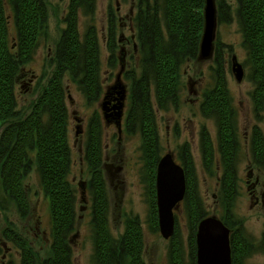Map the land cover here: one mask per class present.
I'll use <instances>...</instances> for the list:
<instances>
[{"label":"rangeland","instance_id":"1","mask_svg":"<svg viewBox=\"0 0 264 264\" xmlns=\"http://www.w3.org/2000/svg\"><path fill=\"white\" fill-rule=\"evenodd\" d=\"M49 11L48 23L42 30L37 45L28 60H22L15 90L19 117L28 115L38 96L56 69L54 56L57 44L66 27L65 14L71 0H45ZM218 0H214L216 13ZM231 4L230 15L219 20L216 14V26L211 53L208 56L199 54L193 59H186L180 66L181 79L184 85L179 91L178 103L169 102L167 107L160 108L156 102L155 91L152 87L153 111L158 135L157 154L170 151L175 160L184 166L187 153L192 157L193 187L198 207L207 216L216 215L221 218L227 213L233 220V228L239 229L248 240L249 251L243 256V264H264V204H255L247 184L250 172L252 181L260 179L261 186L256 192H264V162L254 163V152L250 148V137L258 127L264 136V101L257 107L254 91L257 88L250 51L245 44L242 25L239 22L236 0H224ZM78 13V30L84 42L87 29H96L99 53V83L101 91L98 99L91 100L85 95L78 79L69 74L64 77L66 106L68 107V128L72 152V163L68 180L76 192V228L70 234L69 246L74 264H97L95 229L93 218V193L88 188L91 172L84 159L85 146L88 140V129L94 115L100 116L102 137V169L106 180V191L109 202V223L111 233L120 237L128 220L140 223L144 236V264H174L171 249L172 240H166L159 229V221L153 218L150 158L144 144L141 119L129 124L131 109V82L125 73L140 61L139 40L134 16L137 12V0H95L93 9L81 5ZM9 23V44L15 51L17 33L15 11L9 5L6 9ZM118 20L116 29L117 50L116 65L111 66L109 57L110 27ZM217 42L220 51H216ZM220 58H219V56ZM244 67V78L239 81L233 72V58ZM221 60V62H220ZM222 70V78L228 91L231 110V120L235 133V170L237 174V192L232 203L226 202L223 186L221 185L224 171L223 153L219 141V121L215 114H205L201 111V103L206 92L210 91L217 82L216 70ZM120 74L121 85L127 89L129 99L124 108L121 130L114 121L107 122L102 113L104 93L116 84ZM264 75V72H263ZM121 89L117 88V91ZM116 110L113 112V117ZM78 117V118H77ZM141 117V116H140ZM111 116L109 117V119ZM8 124L3 121L2 129ZM79 130V133L77 134ZM204 131L213 143V159L210 166L206 165L203 143ZM82 132V133H81ZM248 138V142L246 141ZM253 144V143H252ZM253 160V161H252ZM34 162V161H33ZM108 166V167H106ZM260 168V169H259ZM86 182L87 201L84 199L81 182ZM188 181V178H187ZM28 194L31 214L23 219L17 213L15 206L8 203L5 209L0 207V264H7L9 259L19 262L20 251L15 244L6 239L4 230L11 227L27 241L36 253L37 263L42 264L50 245L51 215L49 198L46 196L41 183V175L34 162L32 171L24 180ZM178 233L176 242L181 244L183 264H194L196 256L192 255V219L190 217L189 198L186 195L175 210ZM158 217V215H157ZM176 228V227H175ZM197 244V242H196ZM197 246V245H196ZM197 264V262H196Z\"/></svg>","mask_w":264,"mask_h":264},{"label":"trees","instance_id":"2","mask_svg":"<svg viewBox=\"0 0 264 264\" xmlns=\"http://www.w3.org/2000/svg\"><path fill=\"white\" fill-rule=\"evenodd\" d=\"M239 22L245 36L254 69L257 88L254 98L257 107L264 101V0H236ZM206 0H137L134 16L139 40L140 61L125 73L131 82L129 124L141 119L144 144L150 158L152 210L157 221V199L155 189V166L158 162V145L153 111L152 92L160 108L169 102H179V91L183 84L180 66L186 59L195 58L201 49L203 38ZM219 20L230 15L231 4L218 0ZM95 0H71L65 14L66 27L57 44L54 69L51 78L43 88L39 98L31 107V112L19 117L16 109L15 83L22 60H28L37 45L43 29L48 23L49 11L45 0H0V124H8L0 134V207L12 203L23 219L31 214V205L26 193L24 180L32 171L34 162L41 175L44 193L49 198L51 230L50 245L42 264H74L70 234L76 228V192L68 180L72 163L68 107L66 106L64 77L69 74L78 79L85 95L91 100L98 99L101 91L99 83V51L96 29L89 27L84 42L78 30V13L81 5L93 9ZM15 11L17 45L16 51L9 44L10 28L6 9ZM111 25L109 34L110 65L116 64V29ZM217 53L220 51L217 42ZM219 56V55H218ZM117 58V57H116ZM220 58V56H219ZM221 62V60H220ZM215 87L206 92L201 103V111L215 114L219 121L220 149L223 153L224 171L221 180L226 203H232L237 192L235 170V131L231 120L228 91L222 78V70L217 68ZM91 120L84 159L91 172L88 188L93 193V218L97 264H144L145 246L139 222L128 220L120 237L111 233L109 223V202L102 166V137L100 117ZM141 116V117H140ZM253 152L257 162H264V136L262 130L254 128ZM203 143L206 165L213 159V143L204 131ZM34 161V162H33ZM186 168L187 193L190 217L192 219V255L196 256V233L201 218L207 215L198 207L193 187L192 157L187 153ZM185 195V196H186ZM6 205H5V204ZM225 224L233 228L229 213L222 217ZM172 237V261L183 264L181 244L176 242L177 226ZM6 239L12 241L20 251L19 262L9 259L7 264H36V253L25 238L13 228L4 230ZM231 242L233 264H243V256L249 251V243L240 230L235 229ZM194 264L196 262L193 261Z\"/></svg>","mask_w":264,"mask_h":264},{"label":"water","instance_id":"3","mask_svg":"<svg viewBox=\"0 0 264 264\" xmlns=\"http://www.w3.org/2000/svg\"><path fill=\"white\" fill-rule=\"evenodd\" d=\"M205 3V27L200 44L202 56H208L212 51L217 14L214 0H206ZM233 60L232 66L235 77L242 81L244 78V67L237 60V55L234 56ZM117 86L122 87L120 91L122 95L113 109L116 110V115L120 119L124 106L122 102L124 87L120 81ZM104 108L106 109V107ZM157 167L156 189L159 229L163 237L169 239L176 232L175 210L181 201L185 199L184 197L188 190L187 176L185 168L175 161L174 156L170 152L165 153ZM230 234L231 228L225 224L223 219L218 218L216 215L201 218L195 238V241H197V264H233Z\"/></svg>","mask_w":264,"mask_h":264},{"label":"flooded vegetation","instance_id":"4","mask_svg":"<svg viewBox=\"0 0 264 264\" xmlns=\"http://www.w3.org/2000/svg\"><path fill=\"white\" fill-rule=\"evenodd\" d=\"M110 19H109V22L110 21H113L114 22V25H115V27L116 26H118V20H117V18H115V16H111V17H109ZM119 81H120V74L118 75V77H117V80H116V84L114 85V86H112L111 88H109L108 89V91H106L104 94V97H103V100H102V103H101V105H102V113H103V115H104V117H105V119H107V122H110V121H114V123L116 124V126H118V128L121 130V121H122V118H123V113H124V108H125V105H126V103H127V101H128V99H129V93H127V89H125L124 88V98H123V100H122V102H123V104H124V106H123V109H122V113H121V117H120V119L117 117V116H114L113 117V112H114V110L115 109H113V107L115 106V105H117V103H118V100H119V97L122 95V93H120V91L122 90V87L121 86H119L121 89H119V91H117V88H119L117 85L119 84ZM124 87V86H123ZM105 102V103H104ZM107 102V103H106ZM104 107H106V109L104 108ZM107 108H109L108 110H107ZM111 116V118L109 119V117ZM100 117V116H99ZM78 118V117H77ZM253 128H255V127H253ZM89 130V129H88ZM252 130H254V129H252ZM82 133V132H81ZM156 133H157V130H156ZM253 137H254V132H253V134H252V136L250 137V141H251V143H250V148L253 146V144H254V141H253ZM157 139H158V137H157ZM246 141L248 142V138L246 137ZM157 142H158V140H157ZM253 143V144H252ZM102 146V145H101ZM252 149H253V147H252ZM102 152H103V150H102ZM168 152H170V151H168ZM168 152H166V153H168ZM172 155H173V153L172 152H170ZM164 155L165 154H162V155H159V158H158V162H157V164H156V168H155V178H156V174H157V169H158V167H157V165H158V163H159V161H160V159L162 158V157H164ZM174 156V155H173ZM255 156V155H254ZM174 159H175V156H174ZM176 161V160H175ZM253 161V160H252ZM179 163V162H178ZM254 163H256L257 165H258V163L259 162H257V160H256V157H255V159H254ZM180 164V163H179ZM180 165H182V164H180ZM183 166V165H182ZM106 167H108V166H106ZM184 168H185V166H183ZM260 169V168H259ZM101 170H103L102 169V166H101ZM185 172H186V168H185ZM104 174V173H103ZM253 173H251L250 172V175H249V179L246 181L247 182V184H249L248 185V187H249V189H250V195H252V197H253V199H254V202H255V204H259L260 202L262 203V204H264V192H262V193H260V195L256 192V190H257V187H259V186H261V184H260V179L258 178V177H256L255 178V180L254 181H252L251 180V178H253ZM106 181V180H105ZM85 184H87L85 181L84 182H81V187H82V192H83V195H84V199L87 201V192H86V188H85ZM156 184H157V178H156V182H155V189H156ZM86 194V195H85ZM108 197V196H107ZM185 198V197H184ZM156 199H157V189H156ZM157 207H158V199H157ZM108 212H109V210H108ZM158 213H159V211H158ZM109 214H110V212H109ZM230 228V227H229ZM111 230V229H110ZM197 230V229H196ZM234 233H235V228H231V234H230V239H231V242H232V238H233V236H234ZM174 236V235H173ZM173 236H171V237H169V239H171L172 240V237ZM169 239H166V240H169ZM196 248H197V246H196Z\"/></svg>","mask_w":264,"mask_h":264}]
</instances>
